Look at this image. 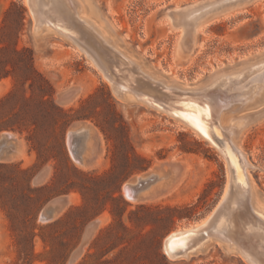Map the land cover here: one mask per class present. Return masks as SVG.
<instances>
[{"label":"rangeland","instance_id":"rangeland-1","mask_svg":"<svg viewBox=\"0 0 264 264\" xmlns=\"http://www.w3.org/2000/svg\"><path fill=\"white\" fill-rule=\"evenodd\" d=\"M210 1L213 0H81V8L140 71L167 83L198 89L205 88L217 75L264 58V0L246 6L234 4L212 19H203L192 31L183 29L184 14L178 13ZM12 4L25 10L24 19L21 22L17 11L12 10L3 23ZM3 25L0 42H5L9 50L0 53V58H29L28 54L14 55V44L19 49H30L34 67L55 90V103L64 110L72 109L71 116L79 119L67 128L62 147L46 136L32 144L14 133L23 152L5 165L34 168L33 192L23 187L24 177L18 171L0 169V264H250L240 251L233 252L229 244L214 237L204 251L189 258L171 260L163 252L164 241L170 234L200 224L220 203L231 176L227 161L217 148L166 113L137 102L131 95L118 97L113 84L79 46L53 31H35L36 22L25 0H0V26ZM12 83V78L0 82V99ZM75 90L74 100L60 102L61 94L71 95ZM216 108L223 125H235L236 143L253 166L247 170L262 201L258 202L264 206V97L229 108L217 103ZM80 124L89 127L83 129L89 130L86 147H91L84 162L95 155L92 167L75 165L69 155L68 132L72 125ZM107 138L123 141L131 149H124L121 143L114 152L113 142ZM133 152L148 161L147 168L120 184L113 197H121L125 204L118 208L110 199L116 178L98 182L84 175L108 172L113 154L121 172L126 155L130 163L136 164ZM62 153L76 173L58 166ZM51 157L56 159L46 164ZM171 161L185 167L184 173L172 175V182L179 180L177 189L172 193L156 189L157 193L136 203L125 198L123 187L128 181ZM46 168L47 180L34 184ZM54 173L55 183L45 188ZM25 194L34 198L36 204L42 203L36 222L24 212ZM61 196L70 198L69 206L52 223H41L44 206ZM124 205L126 211L122 212ZM141 205L152 208L142 210ZM167 206L188 210L181 212L182 219L176 218L174 224L168 225L165 220L169 214L164 210ZM94 222L98 225L83 254L71 263L73 252ZM33 229L34 239L30 236Z\"/></svg>","mask_w":264,"mask_h":264},{"label":"bare ground","instance_id":"bare-ground-1","mask_svg":"<svg viewBox=\"0 0 264 264\" xmlns=\"http://www.w3.org/2000/svg\"><path fill=\"white\" fill-rule=\"evenodd\" d=\"M252 1L255 0H213L178 14H184L182 28L192 31L203 19H212L234 4L246 6ZM32 4L35 14L31 12L37 18L36 32L53 31L66 39L83 35L88 45L98 52L104 64L112 71L116 94L123 97L131 95L137 102L166 113L217 148L226 159L231 177L219 203L226 198L217 220L211 223L213 212L200 224L170 234L164 241V254L171 260L189 258L204 251L214 237L222 242L224 240L233 252L240 251L250 264L264 263V206L258 202L260 198L256 195L247 170L253 169V166L236 143L235 125H223L217 118L219 113L216 108L217 103L229 108L235 103L245 105L264 97V58L213 77L205 88H188L177 82L167 83L140 71L133 60L119 51L108 33L82 13L81 0H32ZM92 38L96 40L95 43ZM80 51L85 53L81 48ZM137 78L149 83L145 82L149 86H141L146 94H131ZM83 131L81 147L85 149L82 156L84 162L91 147L89 150L86 147L89 130ZM172 177L159 175L158 180L143 188V197H151L157 193L156 189L158 192L161 189L173 192L180 184L178 179V183L172 182ZM125 195L128 196L127 193ZM258 253L262 257L260 260L256 258Z\"/></svg>","mask_w":264,"mask_h":264},{"label":"trees","instance_id":"trees-1","mask_svg":"<svg viewBox=\"0 0 264 264\" xmlns=\"http://www.w3.org/2000/svg\"><path fill=\"white\" fill-rule=\"evenodd\" d=\"M12 10H16L20 21H23L25 10L21 7H17L15 4H12L5 12V18L2 21L3 23H5L7 16ZM3 27L4 25L0 26V31L3 30ZM8 50V45L1 41L0 53L7 52ZM12 53L17 56L28 54L29 58H0V82L7 78L13 79L11 89L0 99V133H17L20 136H24L27 143L32 144L38 142V138L40 136H46L48 137V140H53L56 145L62 147L67 128L79 118L75 119L71 116V113L74 112L72 109L64 110L55 103V90L51 83L34 67L33 53L30 49H19L17 44H14ZM97 127H99L104 132V129H102L100 125H97ZM114 131L117 130L114 129ZM25 133L27 134L25 135ZM107 139L113 142L114 152L118 150L119 144L121 143L123 144L124 149H131L129 144H125L123 141L121 142L115 138ZM125 158L126 164H124L122 167L121 172L118 170V167L115 164L117 156L113 154V165L108 172H105L102 175L98 172L84 175L86 178L96 180L98 182H106L107 180L116 178V182H114L116 189L112 192L110 199L112 203L117 205L118 208L121 206V204L122 206L125 204L121 197H113L115 193H118L120 184L133 173L146 169L147 167H145V165L148 163L144 157L136 154L135 152H133L132 158L136 164L130 163L129 157L127 155ZM51 159L56 158L51 157L46 161V164L50 162ZM58 161L59 167L64 168L67 172L76 173L71 167L69 160L66 158L64 153H62V159ZM9 168L22 174L24 177L23 187L26 188L28 192H33L31 190V181L34 177V168L21 169L20 164H0L1 170ZM55 174L56 173H54V176L50 180L49 184L45 186V188H49L51 183H55ZM123 174L125 176L124 178H121V175ZM0 198L3 201L1 195ZM36 203V200L30 195H24V212L26 217H32L34 222L37 221V216L42 206V203ZM139 208L142 210H150L152 206L146 207L141 205ZM154 208L160 209L161 207L155 206ZM195 208L191 209L192 212L195 211ZM122 209V212H125L126 205H124ZM164 210L169 214L165 222L168 223V225H172L174 224L176 218L182 219L184 217L182 216L181 212L188 210V208L167 206L164 208ZM112 213L113 215H117L114 211H112ZM57 223L58 222L54 224ZM30 236L32 239L36 237L34 234V229L30 233Z\"/></svg>","mask_w":264,"mask_h":264},{"label":"water","instance_id":"water-1","mask_svg":"<svg viewBox=\"0 0 264 264\" xmlns=\"http://www.w3.org/2000/svg\"><path fill=\"white\" fill-rule=\"evenodd\" d=\"M27 3L29 5L30 10L35 14L32 0H27ZM34 19L37 24L36 15H34ZM67 38L68 40L79 46V48L84 50L85 55L88 57V59L91 60V62H93V64H95V66L103 72L104 76L113 84V86L116 85V81L112 79L113 78L112 71L104 64V61L102 60L100 55H98V52L97 51L95 52L94 49L91 47V45H88L83 35H80L79 38H74V37H67ZM95 41L96 40L92 38V42L95 43ZM145 82L149 84L146 80L143 79L141 80L140 78H137L136 86H134L131 89V94H134L135 96L146 94V92H144V90L141 88V86L147 85L145 84ZM66 95H68L67 98ZM76 95H77L76 90L73 91V94L71 95H69V93L61 94L59 96L60 102L62 104H66L67 100H72L74 97H76ZM116 95L120 98H123V96H120L118 94ZM84 128L88 129L89 127L85 126L84 124L72 125L67 135V146H68L70 158L75 165L81 168H83L82 166L86 168L92 166L96 160L95 155L89 158L86 162H83L82 160V156L85 151V149L81 147V139L83 135L82 132H84L83 131ZM100 148L101 146L99 145L97 150L99 151ZM22 152H23V148L13 132L0 133V164L12 163L16 158H18L21 155ZM184 172H185L184 165L180 163H176L174 161H171L169 163L165 162L164 164H159L153 168V171L148 172L146 175L128 181L123 187L124 196L131 203L140 202V200L143 199V188L148 187L151 183L158 180L159 175L163 177H169L172 176L173 174H182ZM48 174H49V169L48 168L44 169L34 179V184L38 185L44 183L47 180ZM126 193L128 196L125 195ZM225 202H226V198L223 200L221 204H218V206L213 210L214 213L213 212L210 213V214L213 213V216L211 218V223L217 220L221 210L225 206ZM69 204H70V198L68 196H61L52 199L44 206L43 210L41 211L40 222L43 224L52 223L59 217L61 212L65 211V209L69 206ZM97 225L98 222H94L89 225L81 244L73 252L71 256V260H70L71 263L75 262L79 257H81ZM223 242L225 241L223 240ZM239 250L242 251L241 248ZM259 253L261 254V252ZM259 253L256 254V258L258 260L262 259ZM262 264L264 263L262 262Z\"/></svg>","mask_w":264,"mask_h":264}]
</instances>
